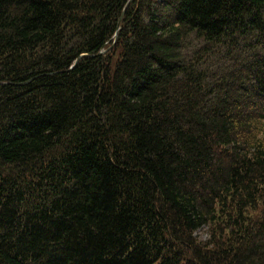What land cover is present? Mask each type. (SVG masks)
<instances>
[{"label": "trees", "instance_id": "1", "mask_svg": "<svg viewBox=\"0 0 264 264\" xmlns=\"http://www.w3.org/2000/svg\"><path fill=\"white\" fill-rule=\"evenodd\" d=\"M128 1L0 0V264H264V0Z\"/></svg>", "mask_w": 264, "mask_h": 264}, {"label": "water", "instance_id": "2", "mask_svg": "<svg viewBox=\"0 0 264 264\" xmlns=\"http://www.w3.org/2000/svg\"><path fill=\"white\" fill-rule=\"evenodd\" d=\"M131 1H133V0H129V1L127 2V5L125 6V9H124V11H123V13H122V15H121V17H120V19H119L118 25H117V28H118V29H119V27H120V25H121V21H122V19H123V15H124V13H125V10H126L127 6L129 5V3H130ZM116 39H117V34H116L115 37H114V40H115V41H116ZM104 53H105V52H101V53H99V55H103ZM78 61H79V60L76 61V64L78 63Z\"/></svg>", "mask_w": 264, "mask_h": 264}, {"label": "rangeland", "instance_id": "3", "mask_svg": "<svg viewBox=\"0 0 264 264\" xmlns=\"http://www.w3.org/2000/svg\"><path fill=\"white\" fill-rule=\"evenodd\" d=\"M197 235H198V237H200L202 240L205 239V233H204V232L198 233Z\"/></svg>", "mask_w": 264, "mask_h": 264}]
</instances>
